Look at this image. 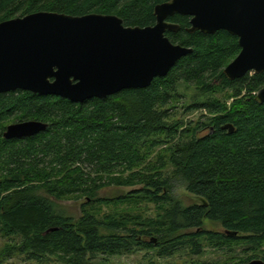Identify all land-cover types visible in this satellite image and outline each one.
Returning a JSON list of instances; mask_svg holds the SVG:
<instances>
[{
  "label": "trees",
  "instance_id": "obj_1",
  "mask_svg": "<svg viewBox=\"0 0 264 264\" xmlns=\"http://www.w3.org/2000/svg\"><path fill=\"white\" fill-rule=\"evenodd\" d=\"M168 1L0 0V23L50 12L115 15L126 27L144 28L156 24L155 6ZM168 21L181 27L167 33L171 42L193 52L149 88L84 103L24 91L0 95V236L19 240L10 250L39 264H112L109 258L141 247L160 257L183 249L200 256L204 243L264 247V104L256 101L264 73L228 80L224 70L241 52L237 37L189 34L185 16ZM180 96L189 103L185 112L206 118L181 119L174 108ZM27 121L48 128L4 139L8 126ZM177 184L200 203L185 205ZM138 186L113 200L99 197L106 188ZM82 200L77 221L57 208ZM111 204L127 208L98 219L99 206ZM140 204L153 206L156 217L131 212ZM206 222L224 232L205 230Z\"/></svg>",
  "mask_w": 264,
  "mask_h": 264
},
{
  "label": "water",
  "instance_id": "obj_2",
  "mask_svg": "<svg viewBox=\"0 0 264 264\" xmlns=\"http://www.w3.org/2000/svg\"><path fill=\"white\" fill-rule=\"evenodd\" d=\"M154 15L156 24L144 28L126 27L115 15L50 12L0 23V95L24 91L84 103L149 88L193 52L167 36L181 29L168 21L176 15L191 19L189 34L226 31L238 38L241 52L224 70L228 80L264 73V0H170L155 6ZM256 101L264 104V88ZM47 128L16 123L3 137H35ZM224 129L234 133L232 125Z\"/></svg>",
  "mask_w": 264,
  "mask_h": 264
},
{
  "label": "rangeland",
  "instance_id": "obj_3",
  "mask_svg": "<svg viewBox=\"0 0 264 264\" xmlns=\"http://www.w3.org/2000/svg\"><path fill=\"white\" fill-rule=\"evenodd\" d=\"M181 93H184V90H180ZM221 100L224 99L223 96L217 95ZM180 96L179 101L174 103L175 110L178 111V116L186 122H197L203 118H206V113L202 111L198 113H187L185 112L186 108L189 107V103ZM232 100H228L227 103L230 105ZM16 124V123H13ZM12 125V124H11ZM141 187H131V188H119V187H110L103 189L99 192V197L101 198H109L111 200L124 196L130 192H134L139 190ZM175 196L178 197L179 200H182L185 205H194L200 203V200L191 195L186 191V188L182 184H177L175 187ZM85 203V200L76 202V201H65L60 202L57 205L59 211L65 212L67 215L74 217L77 221L82 218V205ZM140 207L137 209H133L130 207V211L136 214H141L144 219L156 217L155 208L148 204H140ZM99 211H96L97 218L103 220L108 216H113L117 213V211H125V205H101L99 206ZM135 207V206H134ZM133 207V208H134ZM205 230H211L212 232H224L222 227L217 223L206 222L204 226ZM195 232V231H189ZM108 235L109 233H105ZM13 238L1 237L0 236V264H39L34 261L28 260V256L22 253H19L18 249L10 250L9 248L15 247L12 242ZM19 248V245H17ZM7 249V250H6ZM11 253V255H9ZM262 260L264 259V247L256 252L251 251L247 247L244 246H232L231 249L220 250L216 247H212L209 243H204L203 254L200 256L193 255L189 249H183L178 251L174 256L171 257H160L158 255L157 250H147L145 248H139L133 254H122L119 256H114L109 258V261L112 264H193V263H211V264H240L239 261L242 260ZM255 258V259H254ZM257 258V259H256ZM48 264V263H44ZM50 264H59L58 262L50 263Z\"/></svg>",
  "mask_w": 264,
  "mask_h": 264
}]
</instances>
